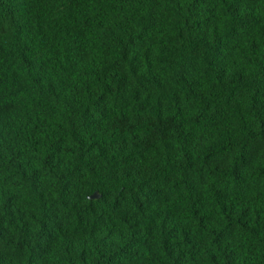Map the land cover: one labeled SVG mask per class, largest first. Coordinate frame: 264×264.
<instances>
[{
  "label": "trees",
  "instance_id": "trees-1",
  "mask_svg": "<svg viewBox=\"0 0 264 264\" xmlns=\"http://www.w3.org/2000/svg\"><path fill=\"white\" fill-rule=\"evenodd\" d=\"M0 264H264V0H0Z\"/></svg>",
  "mask_w": 264,
  "mask_h": 264
},
{
  "label": "water",
  "instance_id": "water-1",
  "mask_svg": "<svg viewBox=\"0 0 264 264\" xmlns=\"http://www.w3.org/2000/svg\"><path fill=\"white\" fill-rule=\"evenodd\" d=\"M99 197H100V196H99L97 193H95L93 196L90 197V199L93 200V199H97V198H99Z\"/></svg>",
  "mask_w": 264,
  "mask_h": 264
}]
</instances>
